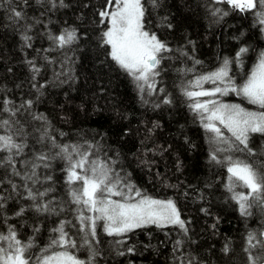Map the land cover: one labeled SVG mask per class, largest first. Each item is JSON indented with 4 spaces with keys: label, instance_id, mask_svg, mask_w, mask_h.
<instances>
[{
    "label": "trees",
    "instance_id": "trees-1",
    "mask_svg": "<svg viewBox=\"0 0 264 264\" xmlns=\"http://www.w3.org/2000/svg\"><path fill=\"white\" fill-rule=\"evenodd\" d=\"M66 1V9H56L49 16L46 9L27 11L30 18L28 23L32 24L28 33L42 32L45 25H49L52 34H60L57 26L71 24L76 27L69 29L76 30L78 39L72 44L74 55L69 62L70 69L65 66L68 73L63 74L61 80L54 71L61 60V54H50V51L45 50L44 44L39 43L40 40L36 42L38 47L35 52L26 50L28 58L25 54L22 56L14 45L18 26L8 23V7L1 6L0 99H10L17 106L27 100L33 102L30 110L22 109L18 116L26 134V157L39 151L49 152L55 157L57 149L51 148L49 141L46 140L44 144L38 142L40 133L36 131L37 128L47 126L50 135L51 132H58L59 144H73L76 143L74 138L85 139L89 136L98 149L103 147L110 155L119 157L118 172H128L125 177L132 179L137 188L155 199L173 198L181 219L188 228L187 236L175 226L136 229L129 237L127 234L126 244L117 245L114 241L120 238L107 236L98 224L97 239L89 241L99 252L93 264H179L173 254L174 241L179 237L185 241L181 251L186 260L196 254L208 263L217 260L242 264L241 259L235 262L233 254L241 252L242 242H246L248 233L253 231L241 228L238 216L242 215L238 205L232 204L225 187L220 188L223 175L228 174L224 167L213 164L209 159L213 148L209 142L211 134L207 133L206 139L205 134L199 130L201 121L189 110L185 98L183 104L176 100L173 105L156 111L157 116H148L146 110H142L136 102L127 79L130 76L108 57L105 48L98 41L99 28L95 21L102 0ZM143 2L146 6L147 30L156 34L161 41L169 40L189 52L195 47L199 59L207 63L205 68L217 64L224 55L230 59L235 57L240 44L246 45L251 54L261 47L264 49V33H261L257 23V29L250 24L251 12H233L226 5H216L226 8L229 15L215 23L206 9L208 0H159L157 7L152 6L151 0ZM33 17L39 23L31 19ZM48 19L52 24L47 23ZM169 23L171 28L168 27ZM65 29L68 28L61 30ZM175 58L176 63L182 61L179 52L175 54ZM30 60L39 69L46 67L43 65L47 63L46 75L37 74L41 78L36 79L37 85L43 83L44 88L36 92L29 88L32 78L25 63ZM253 63L254 60L248 62L245 59L239 66L244 67L243 70L246 69L248 73ZM233 65L235 64H230ZM160 69L156 87L164 77L163 62ZM195 76L197 75L193 73L183 74L187 81ZM181 85L179 77L170 73L168 89ZM210 87L211 85H205V88ZM231 104L241 105L236 99ZM41 115L46 118V125L32 118ZM223 131L225 135H229L226 130ZM0 134L3 132L0 131ZM257 135L260 134L251 136L259 137ZM17 142H20L19 137ZM49 163L50 167L38 169L42 183L35 187L41 191L51 188L45 201H51L52 208L56 204H61L62 207L70 201L65 184V162L56 157L55 161L51 159ZM3 175L4 169H0V177ZM46 176L52 179L45 181ZM17 183H20L18 179ZM20 191L24 194L23 189ZM9 192L11 189L7 183L0 186V194L7 197ZM14 199L17 201L8 199L6 202L9 203V218L6 223L0 218V231L6 232L8 224L14 225L19 237L26 241L37 233L34 229H46V225L40 223V213L32 209L31 201L20 197ZM20 207H25V213L16 217L15 212ZM202 209H206L207 214ZM259 230L261 228L254 232L259 233ZM139 231L143 234L138 233ZM149 234L153 236L150 237ZM132 235L136 239L133 246L138 252L118 255L116 250H126ZM225 245L229 248L227 253L224 252ZM69 251L74 252L73 249ZM32 252L36 253L34 248ZM257 255H264L263 250H259Z\"/></svg>",
    "mask_w": 264,
    "mask_h": 264
},
{
    "label": "snow or ice",
    "instance_id": "snow-or-ice-1",
    "mask_svg": "<svg viewBox=\"0 0 264 264\" xmlns=\"http://www.w3.org/2000/svg\"><path fill=\"white\" fill-rule=\"evenodd\" d=\"M6 2L8 19L18 26L24 46L31 47L32 37L28 32L32 24L28 23L30 18L25 11L31 6L29 0ZM48 2L52 8L57 7V0ZM36 3L42 4L43 0H36ZM151 4L157 7L159 0H151ZM216 5H226L233 12H251L261 33H264V0H208L206 9L214 22L219 23L229 15V11ZM59 6H65L63 0H59ZM145 13L143 0H102L95 22L99 28L100 46L105 48L108 57L132 78L141 93L151 96L156 91H163L157 89L156 77L160 75L162 60L167 58L164 54L172 50L156 34L147 30ZM31 19L39 23L34 17ZM168 27L171 28L172 25L169 23ZM48 39L56 48H65L76 42L78 36L75 29H65L60 34L49 33ZM248 52V48L241 47L235 57H225L217 69L201 73L181 85V95L185 98L187 107L201 121L204 130L211 134L209 142L213 148L209 159L226 169L228 175L225 189L238 205L242 216L250 215L249 208L253 202L264 205V161L257 165L231 154L244 151L251 154L250 136H264V51L258 54L256 63L241 82L237 83L235 77L230 75V64L242 65L243 57ZM28 63L32 66V71L38 74L40 69L34 62L30 60ZM199 63L198 60L194 61V65ZM189 71H195V68L179 70L181 74ZM206 84L211 87L205 88ZM39 87L42 88L43 85ZM229 94L242 97L260 111H250L239 104L224 103L220 98ZM32 103L27 100L17 106L10 99H0V131L3 132L0 134V153L3 154L0 155V169H4L0 186L7 183L11 189L7 197L0 194V210L4 209L7 200L12 199L15 194L31 201V207L37 213L58 214L55 208L50 207L52 202L45 201L52 189L41 191L35 187L42 183L38 169L50 167L49 161L53 155L45 151L35 152L31 157L25 155L28 145L24 142V125L18 116L22 109L30 110ZM163 103L169 104L171 100L165 98ZM32 118L47 124L42 115ZM222 129L229 135H225ZM36 131L40 133L38 142L44 144L46 140L49 141L51 148L57 149L55 157L65 162V184L70 202L77 209L75 218L79 224L77 231L81 234L82 244H78L65 230L66 224L71 222L61 220L51 229L48 244L33 253L32 249L36 247L34 238L26 241L21 239L16 227L8 224L6 232L0 231V264H93L99 252L89 241L97 239V226L101 222L107 236L120 238L114 241L117 245L126 244L127 234L149 226H175L187 236L188 228L173 200L155 199L144 193L127 177L115 171L108 162L95 156L93 144L88 141L83 144H59L50 135L47 126L37 128ZM18 137L20 142H17ZM17 179L20 183H17ZM51 179L50 176L44 177L45 181ZM238 188L246 191H238ZM25 210V207H20L15 216H23ZM202 211L207 214L206 209ZM3 219L6 223L8 217ZM34 231L38 232L39 229ZM184 244L182 237L176 239L173 254L179 264H193L194 258L186 260L181 251ZM80 246H87L89 249L87 262L69 251ZM257 248L264 250V231L249 232L247 235V247L244 251L251 253L252 249ZM116 251L118 255L124 256L135 254L136 249L129 246L126 250ZM228 251L229 248L225 245L224 252ZM248 260L249 264H264V255L249 254Z\"/></svg>",
    "mask_w": 264,
    "mask_h": 264
},
{
    "label": "bare ground",
    "instance_id": "bare-ground-1",
    "mask_svg": "<svg viewBox=\"0 0 264 264\" xmlns=\"http://www.w3.org/2000/svg\"><path fill=\"white\" fill-rule=\"evenodd\" d=\"M29 3L31 6L26 8V10H25L26 12L32 11V10L41 11L42 9L43 10L46 9L47 10L46 14L48 16L51 14V12H55L56 9L64 10L68 7V3L66 0H63V4L65 5L63 7L59 6V0H57V7H55V8L51 7L48 0H43L42 4L36 3V0H29ZM1 6L8 7V3L6 2V0H1V2H0V13L3 12L1 9ZM43 14H45V13H43ZM250 18H251L249 20L250 24L253 26L254 29H257L255 17L253 16V14L251 15ZM8 23L10 24L11 21L8 20ZM47 23L52 24V21H50L48 19ZM62 28H68V29L75 28L76 29V27H74L71 24H65V25L57 26V31L59 33L63 32L64 30H61ZM49 33H51L49 25H45L42 32L33 33L31 31L30 33H28V35H30L32 37V39L30 41L31 47H26V46H24V42L21 40L20 31H18L14 45L16 46V48H18V51L20 52V54L22 56L25 54L26 58H28V56H29V53H25L26 50L35 52L37 50V47H38L36 42H39L40 40L41 41L39 43H43L45 46V50H47L48 52L50 51V54H52V55L61 54V56H60L61 60H60V62H58L59 63L58 67H56L54 69L55 73L58 76V79L61 80L60 78L63 76V74L68 73L67 69L68 68L70 69V67H68V66H69V62L71 61V59L73 58V55H74V52H73L74 48H72L74 46L70 45V46H67L65 48H56L55 46H53L51 44V42L48 39ZM263 39H262V41H263ZM162 41L168 45V47L172 50L171 52L173 53V54H170L171 52L165 53V56L167 58L162 60L163 65L165 67V69H163L164 77L158 83L157 89H163V91H156L151 96H148L144 93H141L138 90L136 84L134 83V81L132 80L131 77L127 78L128 82L130 84V88H131L132 92L134 93V97L136 99V102L138 103V105L140 106V108L142 110H146V112L148 113V116L150 114L152 117L157 116L156 111H159L164 106H167L170 104L173 105L176 100H178V102L183 104L184 97L181 95V87L175 86L173 89H168V78H169L170 73L173 74L175 77H179V81L181 83H183V82H186L187 80H185L183 78V74H181L179 72L180 69H192L194 67L195 71H189V72H187V74L193 73L195 75H199L201 73H206V72L214 70V68L227 56V55H224V56L220 57L219 60L217 61L218 62L217 64H215L211 67L205 68L207 66V63L205 60L199 59V57L197 56V52H196L195 47H193L191 49V51L189 52V51L185 50L184 48H180L178 45H175L173 42H171L169 40L166 41L165 39H162ZM241 47H246V45L240 44L238 46V50ZM246 48H248V47H246ZM261 51H264V49L262 47L259 48L258 50H256L255 52H253V54L248 52L243 57V61H245V59H247L248 62H251L252 60H254V62H255L257 60L258 54ZM178 52H179V55H180L182 61H180L179 63H176L175 54ZM171 59H173L172 62H171ZM195 60L200 61V63L194 65ZM25 65H26L27 70L30 72L29 73L30 78H32V81L30 83L29 88H31L35 92L37 90H42L44 87H42V88L39 87L37 85V82H36V79L41 78V77L38 76L37 73H34L32 71V66H30L29 63H25ZM43 66L47 67V63L44 64ZM65 66H67L68 68H65ZM46 67L40 68V71L38 74L43 73L44 75H46V73H47ZM243 68L244 67L237 66L236 64L233 66H230V75H233L235 77L237 83L241 82L242 79L247 74V70L246 69L243 70ZM34 76H35V79H33ZM33 85H36L37 87H34ZM40 85H43V83H41ZM165 98L171 100V103L164 104L163 100ZM229 98L236 99L241 105L249 108L251 111H260V109L252 106L251 104H248L242 97H238L235 94H229L228 96L222 97L220 99L222 101H225ZM145 101H147V102H145ZM157 105H159V106H157ZM22 116H24V114ZM153 119H155V118H153ZM153 121L155 122V120H153ZM198 127H199V130L205 134V137L207 139V136H208L207 132L204 130L202 125H200ZM57 134H58V132L56 134L51 132V136H53L56 141H57ZM257 136H259V137L251 136L249 139V147L252 150L251 154H248L247 151L235 152L232 154L234 156L240 157L241 159H245L248 162L256 163L257 165H259L261 161H264V136H262V135H257ZM74 140L76 141V143H73V144H83L85 141H88L91 144L95 143V141H93V143H92V139L89 136H86L85 139L82 137H76V138H74ZM203 140H204V142H206V140L204 138H203ZM93 152L95 153V156L99 157V159H101L102 161L108 162L110 164V166L115 169V171H118L117 169L120 168V161H119L120 159L118 156L115 157L113 155H110L108 153V151H106L103 147L98 149L95 146L93 148ZM52 159H53V161H55L56 157H53ZM213 164L217 165L214 162H213ZM127 173L128 172L123 171L120 173V175L126 176ZM127 179L130 180L131 183H133L132 179H130L129 177H127ZM226 183H227V176H226V174H224L222 179H221V183L219 184L220 188H224ZM237 190L238 191H244L243 189H239V188ZM14 197L16 198L17 196L14 195ZM14 197L12 198V200L14 202H16L17 200H15ZM169 198L171 200H173V198H171V197H168L167 199H169ZM229 199L232 202V204L234 205L235 201H233L230 197H229ZM59 202H60V200L58 199V203ZM8 206H9V203L5 204L4 209L0 210V218L2 220H4L3 218L5 216L9 218V214H8L9 211H7ZM60 207H61V204H56L54 206V208L56 209L58 214H50V213H40L39 214L41 217L40 223L45 224L46 229H43V230L37 232L36 234H34V236L29 237V238H34V241L36 243V247H34V249L36 252L38 251L39 248H42L48 244L49 239H50L51 229L53 227H55L61 220H66V221L71 222L69 224H66L65 230L68 232L69 236H71L73 239H75L77 241L78 244H82L81 239H80L81 234L77 231V229L79 228V224L76 222V218H75L76 217V211H77L76 206L74 204H72L70 201H68L67 205H63L61 207V208H63V211H60V209H61ZM249 209L252 211L253 214L256 215V218L262 219L264 222V205L253 202L252 207ZM189 221L191 222L190 218H189ZM98 224L101 227L102 222L98 223ZM73 225H75V227H73ZM147 228L148 227H146L144 229H147ZM260 228H261V230H259V232L264 231V227L261 226ZM139 230H143V229H139ZM156 230H158V229H156ZM138 233H142V231H139ZM131 234L132 233H129L128 237ZM151 234H153L154 236L156 235L155 233H151ZM151 234H149L150 237L153 236ZM130 238H131L130 239L131 243L128 245V247L133 246L134 241L136 240L134 235H132ZM179 238H181V237H179ZM245 241L246 242H242V244H241V250H240L241 255L239 252H235L233 255L236 259L235 262H237L241 259L242 264H249V260H248L249 254H251L252 256H257V254H259V250L261 251V249L257 248V249L251 250V253L245 252L244 249L247 247V239ZM193 243L195 244V242H193ZM73 250H74L75 254H77L80 258L88 261L89 251L87 250V248L85 246H80L77 249H73ZM136 252H138V250H136L135 253ZM192 258H194L193 264H233V263H228V261L220 262L217 260H212V261H210V263H208V262L204 261L203 259H200L199 256H197L196 254L193 255Z\"/></svg>",
    "mask_w": 264,
    "mask_h": 264
},
{
    "label": "rangeland",
    "instance_id": "rangeland-1",
    "mask_svg": "<svg viewBox=\"0 0 264 264\" xmlns=\"http://www.w3.org/2000/svg\"><path fill=\"white\" fill-rule=\"evenodd\" d=\"M256 63V61L250 65V68L253 67V65ZM245 78V77H244ZM231 104V103H230ZM250 215H248V217L246 218V216H238L239 219V223L241 224V228H243L244 230L246 229V231H256L258 230L261 226L264 227V222L262 219H258L256 218V215L252 213V211L249 209ZM245 219H247L248 221L245 222ZM245 222L244 224L242 222ZM75 253V252H73ZM79 259L86 261L82 258L79 257Z\"/></svg>",
    "mask_w": 264,
    "mask_h": 264
}]
</instances>
